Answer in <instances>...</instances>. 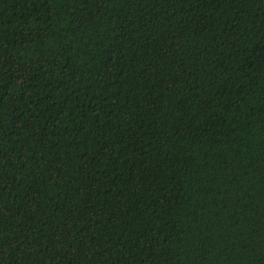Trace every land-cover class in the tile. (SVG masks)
<instances>
[{
    "label": "trees",
    "instance_id": "16d2710c",
    "mask_svg": "<svg viewBox=\"0 0 264 264\" xmlns=\"http://www.w3.org/2000/svg\"><path fill=\"white\" fill-rule=\"evenodd\" d=\"M0 264H264V0H0Z\"/></svg>",
    "mask_w": 264,
    "mask_h": 264
}]
</instances>
